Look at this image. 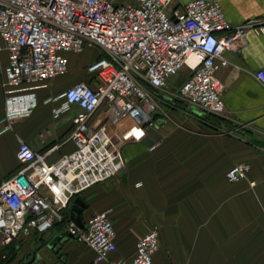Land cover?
I'll use <instances>...</instances> for the list:
<instances>
[{
    "label": "built area",
    "instance_id": "obj_1",
    "mask_svg": "<svg viewBox=\"0 0 264 264\" xmlns=\"http://www.w3.org/2000/svg\"><path fill=\"white\" fill-rule=\"evenodd\" d=\"M253 24L231 25L217 0L182 6L175 0H0V51L8 53L3 131L37 107V89L67 73V54L101 52L86 68L94 85L76 83L54 99H63L55 118L71 112L67 141L74 151L48 163L57 145L42 152L19 141L18 170L0 182V249L20 235L47 233L64 221L75 197L119 174L123 144L140 141L155 123L158 95L181 71L188 74L175 98L203 115L222 117L217 72L229 65L226 52L240 53ZM254 75L264 86V70ZM249 171L248 163H237L226 178L245 180ZM159 231L152 225L138 239L131 261L109 262L116 248L109 211L92 215L82 228L69 219L64 226L67 238L109 264H152Z\"/></svg>",
    "mask_w": 264,
    "mask_h": 264
},
{
    "label": "crops",
    "instance_id": "obj_2",
    "mask_svg": "<svg viewBox=\"0 0 264 264\" xmlns=\"http://www.w3.org/2000/svg\"><path fill=\"white\" fill-rule=\"evenodd\" d=\"M217 1L231 25L254 23L240 53L226 52L229 65L217 72L224 115L207 119L180 103L174 89L163 91L153 114L155 121H164L158 129L162 139L153 147H146L144 140L123 144L124 169L79 195L85 204L82 224L109 211L116 234L109 262L131 261L138 239L159 225V250L152 264H264V86L254 75L264 70V0ZM89 49L88 56L85 51L66 55L67 73L37 89V107L8 131H3L2 90L8 53L0 51V182L18 170L19 141L42 152L57 145L48 163L74 151L67 141L71 112L55 118L53 110L63 99H54L76 83L94 85L86 68L101 52ZM237 163L250 165L247 179L229 182L226 173ZM0 264L109 263L96 262L90 248L67 238L64 227L55 225L43 235L18 236L0 249Z\"/></svg>",
    "mask_w": 264,
    "mask_h": 264
},
{
    "label": "water",
    "instance_id": "obj_3",
    "mask_svg": "<svg viewBox=\"0 0 264 264\" xmlns=\"http://www.w3.org/2000/svg\"><path fill=\"white\" fill-rule=\"evenodd\" d=\"M163 123H164L163 120H156L152 126L148 127L144 131L141 141L144 140L143 144L146 147H153L154 143H157L162 139V136L158 132V129L163 125ZM84 207L85 204L83 203L81 198L77 196L72 200V203L69 208V220L74 222L80 228L83 227L80 215ZM57 240L58 237L53 238L49 243V246L50 247L53 246Z\"/></svg>",
    "mask_w": 264,
    "mask_h": 264
},
{
    "label": "rangeland",
    "instance_id": "obj_4",
    "mask_svg": "<svg viewBox=\"0 0 264 264\" xmlns=\"http://www.w3.org/2000/svg\"><path fill=\"white\" fill-rule=\"evenodd\" d=\"M84 51H85L84 55H87V56L91 53V51H90L89 48L86 49V50H84ZM78 59H80V62H83V58L82 57H80ZM187 74L188 73L186 71H181L177 76L173 77L171 79V81L169 82L166 90L167 91H169V90L172 91L173 89L178 88L183 83V81L185 80V78L187 77ZM173 91H176V90H173Z\"/></svg>",
    "mask_w": 264,
    "mask_h": 264
},
{
    "label": "trees",
    "instance_id": "obj_5",
    "mask_svg": "<svg viewBox=\"0 0 264 264\" xmlns=\"http://www.w3.org/2000/svg\"><path fill=\"white\" fill-rule=\"evenodd\" d=\"M101 57V55L99 56V58ZM206 116V118L207 119H212L213 120V117L215 118L216 116H214V115H211V114H205ZM155 118L156 117H154L153 116V120H155ZM63 215H64V221H62L61 223H58L57 225H59L61 228L62 227H64L65 226V222H66V220H68L69 219V209H67L64 213H63Z\"/></svg>",
    "mask_w": 264,
    "mask_h": 264
}]
</instances>
